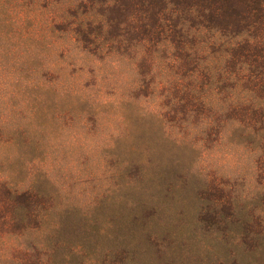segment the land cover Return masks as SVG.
Listing matches in <instances>:
<instances>
[{"label":"rangeland","instance_id":"obj_1","mask_svg":"<svg viewBox=\"0 0 264 264\" xmlns=\"http://www.w3.org/2000/svg\"><path fill=\"white\" fill-rule=\"evenodd\" d=\"M0 264H264V0H0Z\"/></svg>","mask_w":264,"mask_h":264}]
</instances>
